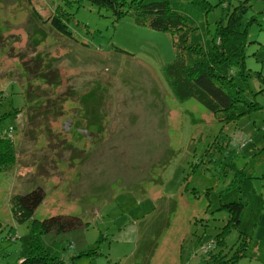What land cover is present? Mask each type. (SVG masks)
<instances>
[{"label": "rangeland", "instance_id": "374dc122", "mask_svg": "<svg viewBox=\"0 0 264 264\" xmlns=\"http://www.w3.org/2000/svg\"><path fill=\"white\" fill-rule=\"evenodd\" d=\"M168 2L184 15L185 45L205 46L242 0ZM249 2L240 26L246 66L261 72L249 79L255 90L264 0ZM54 13L71 35L52 26ZM177 38L88 0H0V110H20L14 162L0 165L1 260L18 259L32 218L57 214L78 222L41 239L62 256L90 249L77 264H207L264 235V89L249 95L261 107L227 122L193 97L179 100L164 73L183 53ZM37 186L43 200L18 220L11 196ZM230 200L246 201L243 227L226 225ZM63 233L77 248L62 246ZM240 252L233 264H264V249Z\"/></svg>", "mask_w": 264, "mask_h": 264}, {"label": "trees", "instance_id": "16d2710c", "mask_svg": "<svg viewBox=\"0 0 264 264\" xmlns=\"http://www.w3.org/2000/svg\"><path fill=\"white\" fill-rule=\"evenodd\" d=\"M88 1L109 8L116 18L129 12L139 23L147 24L155 29L177 32L176 43L181 47L183 53L165 66L164 73L171 91L179 100L193 97L225 122L235 119L250 108L262 106L254 99H249L250 94L252 97L258 91L263 90L264 85L255 90L250 89L249 79L255 73L260 76L261 72H255L246 66L245 45L248 42V28L247 24L246 27L240 26L241 16L249 7V0H242L241 4L234 6L226 23H222V20L219 21L218 27L215 28L214 34L210 36V40L205 46L196 42L185 45L188 28H182L184 15L171 8L169 0ZM47 18L57 30L71 35V31L60 15L54 13ZM52 71L54 72V70ZM42 75L46 78L45 72ZM46 80L52 82L50 79ZM0 94L1 106L4 93ZM24 98L27 99L25 95ZM242 103H244L243 106ZM18 111H20L18 107L0 110V165L14 162V124L12 121ZM10 125L12 129L8 131ZM43 197L44 191L40 186L24 193H13L10 200L14 217L18 220L31 218L34 209L43 200ZM245 204L246 201L239 200L224 202L223 205H226L230 211L226 225L234 224L238 228L241 225L243 227L241 217ZM77 222L78 217L62 214L51 215L42 221L32 218L29 222V231L21 237L22 253L18 259L16 261L0 259V264H74L77 257L90 253V249L80 247L76 251H71L69 255L62 256L58 246L54 248V251H51L48 246L44 245L41 234L48 230L56 233L63 232L75 226ZM35 228L38 229L37 232H34ZM226 229L227 227L221 232L223 233ZM242 230L245 229L242 228ZM242 232L244 233V231ZM61 239L68 241L66 244L61 243L62 246L72 245L77 248L79 238L76 236L63 233ZM244 250L245 246H242V249L238 248L233 255L228 257L225 253L213 252L207 264H229L226 262L227 260L233 264L236 256ZM219 258H226V260H219Z\"/></svg>", "mask_w": 264, "mask_h": 264}, {"label": "crops", "instance_id": "0c3cea01", "mask_svg": "<svg viewBox=\"0 0 264 264\" xmlns=\"http://www.w3.org/2000/svg\"><path fill=\"white\" fill-rule=\"evenodd\" d=\"M263 204H264V202H263ZM263 217L264 216H263V213H262L259 222L261 221V219L264 221ZM259 222H258V224H259ZM253 240H254V238H253ZM250 243H251V240H250ZM250 243H249L247 249L242 252V255H244L248 251H251L252 253H254V254L257 255L256 257H259L260 258V256H261V249H264V246H262L263 245L262 243H264V235L263 236L259 235L258 236V239L255 241V244L254 245L250 246ZM91 254L92 253H88V254H84V255H81V256L90 257ZM77 258L74 260V264H77V261H76Z\"/></svg>", "mask_w": 264, "mask_h": 264}, {"label": "built area", "instance_id": "2783aa9c", "mask_svg": "<svg viewBox=\"0 0 264 264\" xmlns=\"http://www.w3.org/2000/svg\"><path fill=\"white\" fill-rule=\"evenodd\" d=\"M12 129V126L10 125L9 128H8V131H10Z\"/></svg>", "mask_w": 264, "mask_h": 264}]
</instances>
